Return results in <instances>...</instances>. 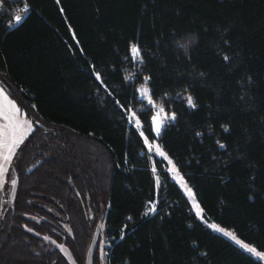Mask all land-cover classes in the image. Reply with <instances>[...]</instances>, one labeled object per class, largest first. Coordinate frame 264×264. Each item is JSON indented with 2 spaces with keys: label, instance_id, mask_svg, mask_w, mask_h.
I'll use <instances>...</instances> for the list:
<instances>
[{
  "label": "trees",
  "instance_id": "16d2710c",
  "mask_svg": "<svg viewBox=\"0 0 264 264\" xmlns=\"http://www.w3.org/2000/svg\"><path fill=\"white\" fill-rule=\"evenodd\" d=\"M142 79L174 115L155 140L200 216L264 252V0H0V85L33 123L0 264H82L100 217L91 264L101 238L107 264H263L203 223L127 123ZM135 116L154 140L149 110Z\"/></svg>",
  "mask_w": 264,
  "mask_h": 264
},
{
  "label": "rangeland",
  "instance_id": "374dc122",
  "mask_svg": "<svg viewBox=\"0 0 264 264\" xmlns=\"http://www.w3.org/2000/svg\"><path fill=\"white\" fill-rule=\"evenodd\" d=\"M195 39L196 38L194 34L185 33L175 39L173 46L176 52L184 54L193 45ZM135 89H136L137 97L140 99V105L134 110H129L127 112L125 111V117L127 119V123L130 124L133 128H135L139 132V135L143 139L146 152L149 155L159 156L166 162V166L170 172L171 178L179 185V187L185 193L189 202L192 205L194 212L203 221L205 225L209 226L212 230L222 234L227 239L232 241L235 245L239 246L240 248L248 252L245 248L241 246V244L237 243L236 240H233L232 238L226 235V233L231 232L230 230L223 229L211 222H207L203 220V218L200 216V212L193 199L189 187L183 181L179 173L174 169V167L169 162L167 157L164 154H161L163 152L160 150L159 145L157 144L155 139L158 137L162 128L168 122L172 121L174 118L173 113L164 107L163 100L166 97L162 99L152 98L148 92L145 79H142V82L138 84ZM142 89H147V93L142 94L141 91ZM140 109L142 110L147 109L150 112V117H149L150 127H151V132L154 136V140L152 141L147 140L140 132V127L135 116V111ZM154 117H157V119L154 120L153 119ZM157 124H159L160 126V131L158 133L156 131ZM32 127H33L32 121L23 115L22 111L16 106L14 101L7 96L4 89L0 85V216L4 213L5 207L7 206V189H8L7 178H8L9 170L12 164H14L15 162V158L18 154L20 146L22 145L23 141L31 131ZM8 210L9 207L7 208L5 213ZM212 225H215L217 227L213 228ZM102 228H103V224H102ZM219 229H223V231H220ZM237 240L239 239L237 238ZM242 244H246V243L242 242ZM53 246L58 248L62 252V254L66 257V259L70 263H72V258L64 245L53 242ZM257 252L264 253L260 251ZM248 253L251 254L253 257L259 259L264 264V257H257L253 253L250 252ZM99 264H107V244L103 240V238H101L99 241Z\"/></svg>",
  "mask_w": 264,
  "mask_h": 264
},
{
  "label": "water",
  "instance_id": "95a60500",
  "mask_svg": "<svg viewBox=\"0 0 264 264\" xmlns=\"http://www.w3.org/2000/svg\"><path fill=\"white\" fill-rule=\"evenodd\" d=\"M14 162V161H13ZM8 189H7V206L5 207V211L7 210V208H11L12 205H11V199L13 197V194H14V191L16 189V186H17V176H16V172H15V162L14 164H12L10 170H9V174H8ZM15 182V183H13ZM44 209L46 211H48L49 213H52L53 215H57L58 213L51 207L49 206H44ZM4 211V213H5ZM4 213L0 216V219L3 217ZM102 229V218H98L96 223H95V226H94V229H93V233H92V236L90 238V241L87 245V248H86V252H85V255H84V260L82 262V264H91V257H92V252L94 250V247H95V243H96V238H97V234H98V231H101Z\"/></svg>",
  "mask_w": 264,
  "mask_h": 264
},
{
  "label": "snow or ice",
  "instance_id": "6c2138e0",
  "mask_svg": "<svg viewBox=\"0 0 264 264\" xmlns=\"http://www.w3.org/2000/svg\"><path fill=\"white\" fill-rule=\"evenodd\" d=\"M21 19H22V17L19 14H17L14 17V21L15 22H19ZM131 51H132V53L134 55H137V56L139 55V50L135 46L132 47ZM141 91H142V94H146L147 93V89H142ZM191 103H192V100H191V98H189V104H191ZM153 119L155 120V119H157V117H154ZM156 131H157V133L160 131L159 124H157V126H156ZM161 154H163V153H161ZM13 183H15V182H13ZM212 227L216 228L217 226L212 225ZM219 230L223 231V229H219ZM226 235L229 236L230 238H232L233 240H236V242L241 244V246L243 248H245L248 252L255 254L257 257H264V253H259V252L256 251L255 248H252V247H250V246H248L246 244H242V242L237 240V238L231 232L226 233Z\"/></svg>",
  "mask_w": 264,
  "mask_h": 264
},
{
  "label": "built area",
  "instance_id": "2783aa9c",
  "mask_svg": "<svg viewBox=\"0 0 264 264\" xmlns=\"http://www.w3.org/2000/svg\"><path fill=\"white\" fill-rule=\"evenodd\" d=\"M25 10H26V6L24 4H21V5L17 6V7H15V9L13 10V14H12L13 21H14V17L17 14H19L22 17L24 15Z\"/></svg>",
  "mask_w": 264,
  "mask_h": 264
},
{
  "label": "flooded vegetation",
  "instance_id": "af4514ba",
  "mask_svg": "<svg viewBox=\"0 0 264 264\" xmlns=\"http://www.w3.org/2000/svg\"><path fill=\"white\" fill-rule=\"evenodd\" d=\"M1 220V219H0Z\"/></svg>",
  "mask_w": 264,
  "mask_h": 264
}]
</instances>
